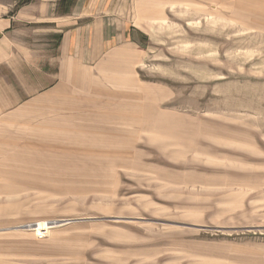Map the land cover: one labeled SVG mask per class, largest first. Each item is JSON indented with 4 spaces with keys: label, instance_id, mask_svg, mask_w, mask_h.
Instances as JSON below:
<instances>
[{
    "label": "rangeland",
    "instance_id": "374dc122",
    "mask_svg": "<svg viewBox=\"0 0 264 264\" xmlns=\"http://www.w3.org/2000/svg\"><path fill=\"white\" fill-rule=\"evenodd\" d=\"M128 4L0 121V264H264V0Z\"/></svg>",
    "mask_w": 264,
    "mask_h": 264
},
{
    "label": "crops",
    "instance_id": "0c3cea01",
    "mask_svg": "<svg viewBox=\"0 0 264 264\" xmlns=\"http://www.w3.org/2000/svg\"><path fill=\"white\" fill-rule=\"evenodd\" d=\"M128 5V0H0V121L7 111L27 110L30 97L56 89L63 64L100 63L138 47L143 31L126 15ZM7 95L26 98L13 100L17 107L8 109Z\"/></svg>",
    "mask_w": 264,
    "mask_h": 264
},
{
    "label": "trees",
    "instance_id": "16d2710c",
    "mask_svg": "<svg viewBox=\"0 0 264 264\" xmlns=\"http://www.w3.org/2000/svg\"><path fill=\"white\" fill-rule=\"evenodd\" d=\"M66 1H69V0H65V2H66ZM72 3H73V0H70V4H72Z\"/></svg>",
    "mask_w": 264,
    "mask_h": 264
}]
</instances>
